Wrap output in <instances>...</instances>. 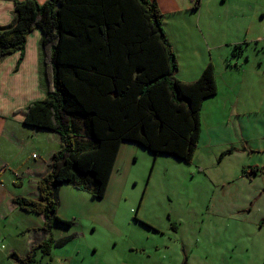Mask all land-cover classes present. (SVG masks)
<instances>
[{"label":"trees","instance_id":"1","mask_svg":"<svg viewBox=\"0 0 264 264\" xmlns=\"http://www.w3.org/2000/svg\"><path fill=\"white\" fill-rule=\"evenodd\" d=\"M6 1L15 4V20L0 27V63L20 51V64L30 33L39 29L43 35L46 98L17 112L25 116L26 127L54 132L61 140L51 170L38 182L40 198L15 199L21 210L44 216L48 237L25 256L13 252L11 257L20 264H39L40 257H51L54 249L75 239L52 236L56 226H72L58 214L61 187L105 198L124 143L156 157L193 162L203 104L218 93L216 68L208 64L195 82L176 77L177 55L153 0ZM192 1L199 9L201 0ZM240 48H234V56L241 55Z\"/></svg>","mask_w":264,"mask_h":264},{"label":"crops","instance_id":"2","mask_svg":"<svg viewBox=\"0 0 264 264\" xmlns=\"http://www.w3.org/2000/svg\"><path fill=\"white\" fill-rule=\"evenodd\" d=\"M37 1L45 3L48 0ZM153 1L159 4L164 25L168 17L191 11L194 6L192 0ZM200 9L201 6L198 11ZM14 20V2L0 0V27H9ZM42 36L39 29L30 33L20 64V51L7 56L0 63V264H20L12 259L13 252L25 256L34 243L48 237L43 230L44 216L23 211L15 203V199L20 197L40 198L38 182L49 173L53 155L61 149L59 135L26 127L23 124L25 116L17 112L33 102L44 100L47 95L42 73ZM167 36L179 64L176 77L187 83L197 81L213 59L193 57L188 62L184 59L182 62V52L171 41L169 34ZM229 45L234 48L241 46V55L237 56V63H232V66L225 64L227 57L221 56L224 65L220 69L222 79H217L218 94L203 104L202 131L192 166L215 187L211 204L207 205V211L216 215L215 223L211 220L212 226L218 227L225 222L227 225L235 224L239 214L247 213L248 217L256 214V218L250 217L248 221L247 217L240 216L242 220H238L237 225H243L242 233H238L236 241L252 253L246 257L244 264H263L264 36L260 32L250 40ZM189 53L195 56L199 54L197 50ZM218 70L216 67L217 77ZM129 144L133 143H124L121 150ZM231 148L236 150L221 159L222 154ZM245 169L259 171L247 176ZM62 188L58 214L64 204ZM205 223L206 219L203 218L199 224L202 230ZM245 226L250 228L246 229ZM219 235L221 233L217 234V238ZM3 241L8 245H2ZM22 243L25 249L21 248ZM210 254L203 255L207 261Z\"/></svg>","mask_w":264,"mask_h":264},{"label":"rangeland","instance_id":"3","mask_svg":"<svg viewBox=\"0 0 264 264\" xmlns=\"http://www.w3.org/2000/svg\"><path fill=\"white\" fill-rule=\"evenodd\" d=\"M164 29L182 52V62L193 57L213 59L219 69L216 80H221V56L227 57L229 66L237 63V57L231 56L234 46L229 44L250 40L260 32L264 36V0H204L199 11L168 17ZM195 50L196 56L189 53ZM214 190L192 163L156 157L129 144L120 151L105 198L68 185L62 188L59 217L72 226L56 227L52 236L75 239L54 249L51 257H40L39 264H244L252 253L236 241L243 226L237 224L240 216L248 221L256 214H239L235 224L212 226L216 215L207 211V205ZM21 248L25 249L24 243ZM210 252L207 261L203 255Z\"/></svg>","mask_w":264,"mask_h":264},{"label":"flooded vegetation","instance_id":"4","mask_svg":"<svg viewBox=\"0 0 264 264\" xmlns=\"http://www.w3.org/2000/svg\"><path fill=\"white\" fill-rule=\"evenodd\" d=\"M173 224H174V223H173ZM172 229H174V231H178V230H179V228L176 227V226H172Z\"/></svg>","mask_w":264,"mask_h":264},{"label":"built area","instance_id":"5","mask_svg":"<svg viewBox=\"0 0 264 264\" xmlns=\"http://www.w3.org/2000/svg\"><path fill=\"white\" fill-rule=\"evenodd\" d=\"M35 157V156H34Z\"/></svg>","mask_w":264,"mask_h":264}]
</instances>
